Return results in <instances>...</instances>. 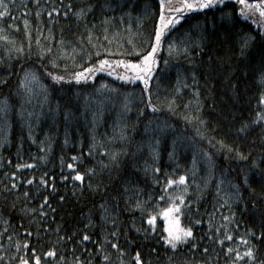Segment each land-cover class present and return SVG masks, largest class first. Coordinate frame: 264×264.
Returning <instances> with one entry per match:
<instances>
[{
    "label": "trees",
    "instance_id": "16d2710c",
    "mask_svg": "<svg viewBox=\"0 0 264 264\" xmlns=\"http://www.w3.org/2000/svg\"><path fill=\"white\" fill-rule=\"evenodd\" d=\"M61 0H40L41 16L39 19L35 16L36 5L32 0H4V6L0 7V11H6V15L0 18V36H8V41L0 40V57L5 55L6 49H11L14 46L19 47L24 45L25 54L22 59L16 57L15 53H10L13 56L11 61L13 75L8 80V86L0 88V101L8 97V102L11 105L7 124L3 117H0V181L3 184L9 183L15 179L20 185L18 193L24 191L29 192L27 200L21 195L19 200H15L16 208L24 207L25 203L28 207L36 208L40 204L44 195L49 196V203L56 212L48 213L46 220L48 221V231L50 236H44L41 242H38L33 237H27L21 227L29 226L30 216L21 218L20 214L12 211L11 215L6 210L8 204L5 203V211L3 217H0V244L4 245L3 249L8 254L15 253V242L20 240L21 243L28 239L30 245L37 247L38 250L43 247L44 250L51 247L57 240L58 234L53 231L56 226L61 225V233L59 235L71 234L74 229H81L88 232L92 237L91 241L84 242L83 248L91 251H81V248L73 243L61 242L57 246V256L50 261V264H71L75 257L80 259L94 258L93 264H102L100 257L97 256V241L103 239L104 233L101 231L100 210L98 205L105 199L109 204H113L111 197L119 196V207L116 210L119 215L120 227L122 234L120 243L123 245L126 241L129 243L124 256L125 264L131 260L132 255L136 250L141 251L142 259H151L153 264H158L156 257L159 256V264H167L166 254L173 255L172 251L164 244L161 236L163 235V221L157 217L155 232H149L147 237L143 231L137 232L133 227V223L138 228H148L147 216L142 215L139 210H126L125 195L131 196L135 200L134 189H142L141 199L147 200L148 195L152 196V200L146 205V208H154L159 205V208L166 206V199L169 193H173L175 188H169L168 192L163 190L167 176L175 179L178 175H192V170L195 171L197 182L203 187L202 178L207 175L208 164L203 157L201 149L207 150L212 154L215 162V175L210 181L207 189L204 190L203 198L199 201V212L194 214L196 219H200L201 223L193 228L194 234L197 236L199 246L209 247V252L214 258V264H227L228 257L225 255V250L228 246L236 247L239 241L236 236L245 235L248 229L255 231H264V127L254 126L244 136L237 137L233 135V130L242 121L251 122L255 119L256 112L259 111L256 106V97L259 93V87L256 82L257 72L264 68V40L257 34L255 26L250 21L237 19L233 27H220L224 21L217 20L219 12L215 14L212 11L207 13V19L203 14H194L182 21L178 26L177 32L173 35H178L190 29L197 23H201L207 29V40L204 41V49L196 57L193 64H189L183 57L169 59L167 67L163 64V60L167 57L166 51L160 53V65L156 75L153 78L151 86L152 102L159 105L161 110L157 113H152L150 109L139 103V94L143 85L141 83L125 84L114 79L100 76L87 84H76L74 82L59 84L53 82L47 76V72L63 73V62H59V68H53L47 59L41 60L37 55L38 47L36 45V36L42 32L40 37L41 44L47 45L48 40L45 39L49 35V28L55 36V40L51 41V46L55 52L58 48L56 43L63 34L65 40H71L80 47L76 41V35L86 36L83 24H78L74 17L67 19L63 17H53V22L49 24L47 11L50 10L48 5L59 4ZM104 3L105 0H99ZM64 4L68 0H63ZM74 6L79 5V0H73ZM26 5V10L23 6ZM122 7L115 12H101L99 7L94 13V18L97 26L93 31L97 35H101V25L99 20L103 16H116L117 18L124 13L131 12L132 19L129 21L125 16L123 23L119 19L109 27V36L116 30H119L121 35L117 38L121 41L126 40L127 33L125 26L128 23L132 25V31L150 32L155 21V11L157 10V0H121ZM150 9L151 11H146ZM227 11H230L235 17L236 7L229 3L226 6ZM26 11V15L23 13ZM137 16L142 17L143 28H137ZM14 18V19H13ZM28 19L29 30L32 33L31 39V54L27 53L29 41L25 37L23 20ZM90 20L93 16L89 17ZM9 24H14L16 27H9ZM213 24L217 26L212 27ZM18 27L19 30H16ZM91 27V24H89ZM250 33L255 36V42L245 52L243 56L239 53L237 44L239 32ZM195 36V32H193ZM105 47H110L112 52L128 51L130 46L124 43V47L120 48L116 42L108 45L104 42ZM70 47V46H69ZM84 47L91 50L90 46L85 42ZM211 57V59H209ZM102 58V57H101ZM112 59H120L119 55H114ZM134 58V57H127ZM95 59V57L93 58ZM32 70L39 77L48 91V104L44 105L43 111L37 104V100L33 99L32 103H24V116L19 114L21 111V96L17 95V86L24 70ZM73 70V65L69 62L68 71ZM195 72L198 84L194 87H199L201 90V99L204 101L202 118L207 121V128L210 130L213 127L216 131L211 133L217 139L226 138V143H231L233 146L239 144L241 150L251 151V156L248 162L237 161L229 155L225 159L224 154L217 153L211 148L205 140L196 136V127L198 125L186 123L180 115H174L168 112L166 103L169 99L175 96V104L177 105V113H185L192 109L185 110L183 105L192 99L190 89L183 88L178 85V75L181 79L186 78V82L192 84L191 73ZM107 85V88H101V85ZM231 84H235L238 90V96L233 93ZM38 87V86H37ZM176 87H181V92L175 91ZM117 89L112 92L110 89ZM126 93H133V111L128 113L127 120L130 125H134V130L130 128L129 142L121 143L119 141L109 142L107 136H111L112 125L117 120L122 111L123 96ZM85 98L88 100V108H85ZM141 107H144V116L137 117V113ZM99 112V120L95 129L92 128L91 113ZM66 111L74 113V117L69 124H65L64 114ZM28 112L40 113L39 120L36 116L29 118ZM84 113L86 119L80 114ZM235 117V120H233ZM151 119L154 123L152 128L156 127V122H166L171 127L166 129L160 136L159 159L156 166L160 168V172L153 174L151 170L147 173L144 171V162L152 163L147 147L137 151L138 145L142 142L147 143L149 136L153 133H145V125ZM29 124H31V137L29 136ZM67 134L69 143L65 144V135ZM107 134V136L105 135ZM96 136L98 145L103 142L105 147L111 150H119L126 148L127 155L120 158V168L118 171L104 172L92 178V183L95 185L97 181H102L103 186L99 191L93 192L87 187L88 177L85 178V183L81 187L80 182L68 179L62 180L61 176H72L75 172L67 168V164L73 162L72 156H77L76 170L84 172L87 168H95L100 172L97 161L103 160L109 163L103 155V150L97 146L93 155H88L89 145L92 143V136ZM173 140L176 141L174 158H169V152L173 151ZM6 141V142H5ZM35 141V142H34ZM43 141V143H41ZM43 149V151H41ZM40 156H46V160H39ZM256 159L258 167L251 166V160ZM195 160V167L193 162ZM9 161H11L9 163ZM18 163H34V168H16ZM233 180L234 183H239L241 186L244 202L242 204H234L232 210L235 211V223L229 224V231L233 234V241H225L223 245L215 243L217 239L224 237V221L221 219V214L227 215V209H221L211 218L207 215L213 212V204L215 203V183L216 178L221 175V171ZM16 172V177H12L11 173ZM47 173L46 178L54 177L56 192L52 193L50 189L39 185V177ZM247 175L249 177L248 187H245L241 181V177ZM35 177L32 185L24 184L23 180ZM158 180L159 183H155ZM74 186H76L74 188ZM123 186H128L133 189L128 193H123ZM3 185L0 184V189ZM39 188V192L36 189ZM249 188L254 192H250ZM75 190L76 195H73ZM196 191V186L192 185L189 189L188 197H192ZM8 195L9 201H13L11 194ZM65 197L64 201H59V196ZM164 195L165 200H159V197ZM253 203L255 206H253ZM91 213L92 219L95 222V228L84 229L87 224V216ZM54 215L55 219L51 217ZM7 219L9 222L5 224L3 221ZM182 224L189 222L188 214L181 217ZM209 223L212 228H209ZM236 225H239L237 228ZM109 230L111 226L109 225ZM215 228H221L219 233L215 232ZM6 230V231H5ZM34 231V226L30 229ZM43 235V233H42ZM12 240L9 241L8 237ZM204 236L205 239L200 240L199 237ZM76 240L80 239L77 235ZM159 240V243L157 241ZM259 256L264 258V241L259 244ZM76 251L72 252L71 249ZM152 248L156 249V253H152ZM239 250H245L244 245H240ZM105 251L109 252L113 261H116L117 253L106 246ZM21 251L19 255H25ZM64 255L65 261L60 262L59 256ZM184 255L195 261L201 259V252L196 250L189 252L188 246L184 247ZM218 257V259H216Z\"/></svg>",
    "mask_w": 264,
    "mask_h": 264
},
{
    "label": "snow or ice",
    "instance_id": "6c2138e0",
    "mask_svg": "<svg viewBox=\"0 0 264 264\" xmlns=\"http://www.w3.org/2000/svg\"><path fill=\"white\" fill-rule=\"evenodd\" d=\"M36 5L35 16L37 19L41 16L40 10V0H32ZM233 4L236 7L235 17L230 11L225 10L227 4ZM4 6V0H0V7ZM26 10V5L23 6ZM50 10L47 11V16L49 18V24L53 22V17H63L65 19L71 17L75 18L78 24L84 25V30L87 33L86 36L76 35V41L80 44L77 47L75 43L71 40H65L63 34L60 39L56 41L58 48L54 52L51 46V41L55 40V36L49 28V35L45 37L49 43L45 46L41 44L40 37L43 35L40 32L36 36V45L38 51L36 55L41 59H47L48 63L53 68H59L61 66L59 62H63V73L47 72V76L57 84L61 82H75L76 84H87L93 81L97 73L107 72L109 76H115L118 80L123 81L125 84H135L136 82H141L143 87L141 93L139 94V103L144 105V107L151 110L152 113H157L161 110V107L152 102L151 86L153 83V78L157 73L160 65V53L161 51L167 52V57L163 60L165 67L169 64V59H176L183 57L188 61L189 64H193L196 57L200 52L203 51L205 45L204 41L207 40L206 32L207 29L203 24L197 23L190 29L179 33L178 35H173L177 32L178 26L181 25L182 21L186 18L193 16L194 14H203L205 19H207V13L212 11L214 14L219 12L217 17L218 22L224 21L225 23L220 24V27H233L237 19H242L243 21H250L257 34L264 40V0H157V10L155 11V21L153 28L150 32L145 33L144 31H132L131 23L125 26L127 33L126 40L121 41L117 39L121 33L116 30L109 36V27L119 19L123 23L125 16L131 21V12L121 14L118 18L116 16H103L98 22L101 25V35H97L93 29L96 28L97 22L94 18V13L99 7L101 12H115L118 8L122 7L121 0H105L104 3H100L99 0H79V5L74 6L73 0H68L67 4L63 3V0L59 4L48 5ZM7 11V10H6ZM6 11H0V18L6 15ZM146 11H151L146 9ZM26 15V11L23 13ZM93 16L90 20L89 17ZM14 19V18H13ZM137 28L142 29V17L137 16ZM91 24V27H89ZM25 37L29 41L27 46V53L31 54V39L32 33L29 30L28 19L23 20ZM217 25L213 24L212 27L215 28ZM9 27H16L14 24H9ZM3 29H0L2 31ZM16 30H19L18 27ZM195 32V36L193 35ZM237 44L239 47V53L241 56L251 47L255 42L256 37L250 33H245L243 31L238 34ZM0 40L8 41V36H0ZM85 42L90 46L91 50L84 47ZM104 42L108 45L116 42L120 48L124 47V43L130 46L128 51H118L112 52L110 47H105ZM70 46V47H69ZM10 53H15L16 57L19 59L23 58L25 54L24 45L19 47H13L11 49L5 50V55L0 57V88L8 86V80L14 74L12 71L11 61L13 56ZM114 55H119L120 59H112ZM95 57V59H93ZM102 57V58H101ZM134 57V58H127ZM211 59V57H209ZM69 62L73 65V70L68 71ZM192 84L186 82V78L181 79L178 75L177 83L182 85L183 88L190 89L192 93V99L187 101L183 107L185 110L192 109V111H186L185 113H177L175 104V96L169 99L166 103V108L168 112L174 115H180L181 118L188 124L195 122L198 127H196V136L200 139L205 140L207 144L215 150L217 153H223L225 159L227 160L229 155L233 159L241 162H248L251 156V151L241 150L242 146L237 144L233 146L231 143H226V138L222 137L217 139L215 135L211 133L216 131V128H207V121L202 118V112L204 107V101L201 99V90L199 87H194L198 84L196 73H191ZM256 82L259 87V93L256 97V106L259 111L256 112L255 119L248 121H242L233 130V135L240 137L246 135V133L254 126L264 127V68L260 69L256 74ZM38 86V87H37ZM107 85L102 84L101 88H107ZM230 87L233 93L238 96V90L235 84H231ZM110 91L115 92L117 89H110ZM175 91L177 93L181 92V87H176ZM17 95L21 96V117L24 116L23 104L32 103L33 99L37 100V104L40 106L41 111H43L44 105L48 104V91L47 88L40 83L39 77L32 70H24L22 77L19 80L17 86ZM133 93H126L123 96L122 111L118 116L117 120L112 125V135L107 136L109 142L119 141L121 143L129 142L130 128L134 130L135 126L130 125L127 120L128 113L133 111ZM11 105L8 102V97H5L3 101H0V117H3L5 124H7L8 111ZM88 100L85 98V108H88ZM144 107H141L137 113V117L144 116ZM85 119L84 113L80 114ZM92 128L95 129L99 120V112L93 111L91 113ZM27 116L29 118L36 116L39 120L40 113L28 112ZM74 117V113L71 111H66L64 114L65 124H69ZM235 120V117H233ZM154 123L153 120L149 119L145 125V133H153L147 139V143H141L137 147V151L147 147V150L152 161L151 164L147 160L144 162V171L147 173L149 169L153 174L159 173L160 168L156 166V162L159 159V145L160 136L165 132L166 129L171 126L166 122H156V127L152 128L151 125ZM29 136L31 137V124H29ZM264 140V137H262ZM6 142V141H5ZM35 142V141H34ZM70 141L67 134L65 135L64 143L68 144ZM43 143V141L41 142ZM173 151L169 152V158H174L175 144L176 141L173 140ZM99 146L103 150V155L107 158L109 163H105L103 160L97 161L99 165L100 172L98 173L95 168H87L84 172L76 170L75 162L80 159L77 156H72L71 160L73 162L68 163L66 166L68 169H72L75 174L72 176H61L62 180L67 181L72 179L74 181L80 182L82 187L85 183L86 176L88 177L87 187L93 192L99 191L103 186L102 181H97L95 185L92 183V178L102 174L104 172H112L113 170L118 171L120 168V158L123 155H127L126 148L119 150H109L105 147L103 142H98L96 136H92V143L89 145L88 155H93L95 149ZM43 151V149H41ZM203 157L206 159L208 164L207 175L202 178L203 187L197 182L195 171L192 170V175L189 177L187 174L178 175L175 179L171 176H167L163 190L168 192L169 188L174 187L175 191L169 193L167 199L164 195L159 197V200L166 199V206L159 208L157 205L154 208H146L149 201L152 200V196L149 194L147 200L141 199L142 189L135 188V200H132L131 196L125 195L126 210L136 211L139 210L142 215L147 216L148 228H138L133 223V227L136 228L137 232L143 231L147 237L149 232H155V224L157 217H162L164 221L163 235L161 239L164 244L170 249L173 255L169 256L166 254L167 264H214V258L209 252V247L199 246L197 236L193 232L195 225L201 223L200 219H196L194 214L199 212V201L203 198L204 190L208 188L210 181L215 175V162L213 156L205 149H201ZM39 160H46V156H40ZM11 161H9L10 163ZM195 167V160L193 162ZM251 166L253 168L258 167V162L256 159L251 160ZM16 168H34V163H18L15 165ZM12 177H16V172L11 173ZM47 173L39 177V185L50 189L52 193L56 192V185L54 183L55 178H46ZM36 178L23 180L24 184L32 185ZM241 181L245 187H248L249 177L244 175L241 177ZM155 183H159L158 180H154ZM0 189V217H3L5 211V203L8 204L6 209L11 215L12 211H16L20 214L21 218L25 216H30L29 226L24 227L21 223L23 231L26 233L27 237L35 236L38 242L43 240L44 236H50L48 231L49 224L46 220L48 213H55L56 209L52 207L49 203V196L44 195L38 207L32 208L28 207L25 203L24 207L17 209L15 200H19L22 195L25 200L29 197V192L24 191L23 193H18V188L20 185L15 179L11 180L7 184H3ZM192 185L196 186V191L192 197H188L189 189ZM76 186H74L75 188ZM39 188L36 189L39 192ZM123 193H128L133 191L132 188L128 186H123ZM250 192H254L253 189L249 188ZM3 193L11 194L13 196V201H9L8 195H3ZM215 194L216 199L213 204V212L207 213L210 220L216 214L217 211L221 209H227L228 214H221V219L225 222L224 237L223 239H217L215 243L223 245L225 241H233V234L229 231V224L235 223V211L232 210L234 204H242L244 198L242 196L241 186L239 183H234L231 178H229L224 171H221V175L216 178L215 183ZM73 195H76L75 190ZM264 198V197H262ZM65 197L63 195L59 196V201L63 202ZM113 204H109L108 200H104L98 205L100 210V220L103 222L100 226L101 231L104 233L103 239L97 241V256L100 257L102 264H125L124 256L126 253V248L129 243H134L133 241H126L123 245L120 243V237L122 234V229L120 227L119 215L116 211L119 207V196L113 195L111 197ZM253 206L255 204L253 203ZM188 214L189 222L187 224H182L181 217ZM52 220L55 219L54 215L51 217ZM7 224L9 221L4 219L3 221ZM111 226L109 230L108 226ZM34 226V231L30 230ZM95 222L92 219L91 213L87 216V224L84 225V229L95 228ZM238 228L239 225H236ZM209 228H212V224L209 223ZM6 231V230H5ZM58 234L57 240L52 244L51 247L44 250L41 247L40 250L37 247L31 246L30 241L25 239L22 243L20 240L15 242V253L8 254L4 251H0V264H50V261L57 256V246L64 243H73L81 248V251H88L90 249H84V242L92 240V237L87 231L81 229H74L72 233L59 235L61 233V225H57L53 230ZM221 228H215V232L219 233ZM43 233V235H42ZM3 234L0 233V236ZM79 235L80 239L76 240V236ZM200 240L205 239L204 236L199 237ZM8 240L11 241L12 237L9 236ZM236 240L239 243L236 247L228 246L225 250V255L228 257L227 264H264V258H261L258 254L260 252L259 242L264 241V231H255L248 229L245 235L236 236ZM159 243V240L157 241ZM240 245H244L245 250L241 252L239 250ZM106 246L110 247L117 253L116 261L112 260L109 252L105 251ZM188 246L189 252H194L199 250L201 252V259L191 260L184 255V247ZM4 245L0 244V249H3ZM21 251H24L25 255H19ZM72 252L76 249L72 248ZM152 253H156V249L152 248ZM94 258L80 259V257H75L71 264H93ZM218 259V257H216ZM156 260L159 264V256L157 255ZM59 261L64 262V255L59 256ZM128 264H153L151 259H142L141 251L136 250L134 255H132L131 260Z\"/></svg>",
    "mask_w": 264,
    "mask_h": 264
},
{
    "label": "rangeland",
    "instance_id": "374dc122",
    "mask_svg": "<svg viewBox=\"0 0 264 264\" xmlns=\"http://www.w3.org/2000/svg\"><path fill=\"white\" fill-rule=\"evenodd\" d=\"M100 76H105V77H108V78H111V79H114V80H116V81H119V82L124 83L123 81L118 80L115 76H109L107 72H100V73H97L95 78L100 77ZM95 78H94V79H95ZM73 82H74V81H73ZM90 82H91V81H90ZM74 83H75V82H74ZM136 83H141V82L138 81V82H136ZM141 84H142V83H141ZM159 218L163 221V218H162V217H159ZM163 224H164V221H163Z\"/></svg>",
    "mask_w": 264,
    "mask_h": 264
}]
</instances>
